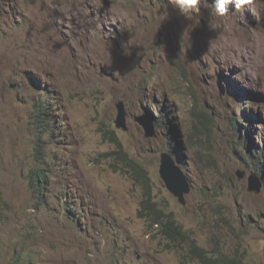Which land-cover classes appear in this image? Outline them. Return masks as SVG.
Wrapping results in <instances>:
<instances>
[{
	"label": "rangeland",
	"instance_id": "rangeland-1",
	"mask_svg": "<svg viewBox=\"0 0 264 264\" xmlns=\"http://www.w3.org/2000/svg\"><path fill=\"white\" fill-rule=\"evenodd\" d=\"M213 3L186 18L170 0H0V264L15 248L29 264H198L141 217L143 189L115 172L112 132L200 246L264 264V189L248 192L264 176V0L229 4L225 17ZM120 101L127 132L115 125ZM142 116L159 124L155 138ZM172 132L192 183L186 206L160 177ZM38 139L41 199L29 177Z\"/></svg>",
	"mask_w": 264,
	"mask_h": 264
},
{
	"label": "trees",
	"instance_id": "trees-1",
	"mask_svg": "<svg viewBox=\"0 0 264 264\" xmlns=\"http://www.w3.org/2000/svg\"><path fill=\"white\" fill-rule=\"evenodd\" d=\"M242 107H244L243 103ZM244 117L252 119L251 116H247L246 112H244ZM167 119L170 121V118ZM154 120L156 121V119ZM172 124H174V122H172ZM248 133H250V130H247V134ZM110 140L116 146L117 151L114 154L116 162L122 163V166L114 167L115 172L124 173L132 171L143 189L144 199L142 202L141 217L150 221L153 225L161 227V233L171 240V246L177 251L183 249L184 253L182 254V257L184 259L188 261L191 259L198 264H251L245 260L239 251L226 252L224 248L209 250L200 246L197 240L192 238V236L177 223L173 215H167L160 208L159 204L154 199L152 182L149 174L141 164L132 159L125 151L121 139L115 132H112ZM169 145L170 148L167 151L171 154L173 153L174 155H177L180 159L184 158L181 152H179V154L175 152L177 149L175 142L170 143ZM257 149L258 148H256V150ZM47 151L48 147L46 146L45 141L43 139H38L34 156L39 165L31 171L29 177L31 192L39 199L42 198V192L47 191V187L49 186L48 170L46 169L48 166ZM250 151V157L254 158L253 149L251 148ZM259 160H261V158H259ZM261 172H263L262 169L257 173L260 177H262ZM223 220L226 221L228 218L224 217ZM1 254L0 250V255ZM14 255L16 258L11 259L5 264H29V259L27 257L23 259V252L18 248L14 249Z\"/></svg>",
	"mask_w": 264,
	"mask_h": 264
},
{
	"label": "water",
	"instance_id": "water-1",
	"mask_svg": "<svg viewBox=\"0 0 264 264\" xmlns=\"http://www.w3.org/2000/svg\"><path fill=\"white\" fill-rule=\"evenodd\" d=\"M116 107L118 109V116L115 120L116 127L119 130L127 132L129 126L126 105L123 101H120ZM136 121L143 126L147 138H154L157 136L156 127L152 120L147 117H138ZM173 134L177 135L178 133L175 132ZM237 175L240 180L246 178V173L244 171H238ZM160 177L165 183L168 191L171 192L174 197L178 198L183 206H186V196L192 192V183L189 176L169 153H163L161 156ZM263 188L264 184L259 176L251 175L249 177L248 191L250 193L259 195L262 193Z\"/></svg>",
	"mask_w": 264,
	"mask_h": 264
},
{
	"label": "clouds",
	"instance_id": "clouds-1",
	"mask_svg": "<svg viewBox=\"0 0 264 264\" xmlns=\"http://www.w3.org/2000/svg\"><path fill=\"white\" fill-rule=\"evenodd\" d=\"M170 2L175 6V9H177L178 11H179V13L181 14V15H183V16H185L186 18H189L193 13H198L199 12V5L201 4V2H202V0H170ZM252 2V0H214V3L210 6L211 7V11H212V13H214L216 16H218V17H225V16H227L228 15V5L229 4H234L235 5V8H236V10H239V9H243L244 8V5L246 4V3H251ZM262 30H264V29H262ZM222 93H224V87L222 86ZM239 102V101H238ZM241 103V102H240ZM246 104L247 103H243V105H244V107H242V108H246ZM241 106H242V103H241ZM48 110V104H47V102H45V105L44 106H38V105H36V116L40 119V121L39 122H41V120H43L44 118L42 117V116H46L47 115V113L45 112V111H47ZM118 110V109H117ZM244 112H246V111H244ZM167 114H169V113H167ZM246 114H247V112H246ZM244 115V114H243ZM247 116H249V115H247ZM143 117V116H142ZM167 117H169V115L167 116ZM148 118V117H147ZM246 118V117H245ZM251 118L252 119H250L251 121H253V117L251 116ZM149 119V118H148ZM247 119H249V118H247ZM153 121V120H152ZM154 122V121H153ZM42 125L41 126H43L44 125V122L42 121ZM170 124H172V121L170 120ZM116 125V124H115ZM154 125H155V127L156 126H158L157 125V123L156 122H154ZM117 128V127H116ZM118 129V128H117ZM124 132H126V131H124ZM116 133V132H115ZM145 133H146V131H145ZM156 133H157V131H156ZM117 134V133H116ZM119 137V136H118ZM179 136H178V134L177 135H174L173 134V132H172V134H171V138H170V143H173V142H175L176 143V141H178L177 140V138H178ZM155 138V137H154ZM172 138H174V140H172ZM38 141V140H37ZM169 143V144H170ZM37 144V143H36ZM176 146H177V149H176V153L177 154H179V148H178V144L176 143ZM170 148V145H169V147L165 150V152H163V153H169L176 161H177V163L181 166L182 164H185L186 163V157H185V155L183 154V153H181L183 156H184V158L183 159H180L177 155H174L173 153V155L169 152V151H167L168 149ZM259 150V149H258ZM257 150V151H258ZM162 153V154H163ZM260 153H262V152H260ZM162 154H161V156H162ZM257 154H258V152H257ZM258 155H261V154H258ZM259 159V158H258ZM182 167V166H181ZM183 169V168H182ZM185 172V171H184ZM186 173V172H185ZM252 175H256V176H259V175H257V174H252ZM262 175V174H261ZM259 178L260 179H262V181H263V184H264V176H262V177H260L259 176ZM190 179V178H189ZM264 189V188H263ZM249 192V191H248ZM250 193V192H249ZM255 195H258V194H255ZM260 195V194H259Z\"/></svg>",
	"mask_w": 264,
	"mask_h": 264
},
{
	"label": "bare ground",
	"instance_id": "bare-ground-1",
	"mask_svg": "<svg viewBox=\"0 0 264 264\" xmlns=\"http://www.w3.org/2000/svg\"><path fill=\"white\" fill-rule=\"evenodd\" d=\"M250 38H251V40H252V35H250ZM246 111V110H245ZM155 121V120H154ZM156 122V121H155Z\"/></svg>",
	"mask_w": 264,
	"mask_h": 264
}]
</instances>
